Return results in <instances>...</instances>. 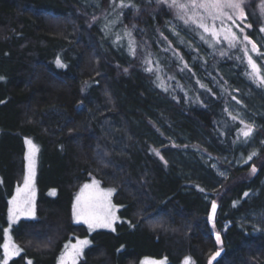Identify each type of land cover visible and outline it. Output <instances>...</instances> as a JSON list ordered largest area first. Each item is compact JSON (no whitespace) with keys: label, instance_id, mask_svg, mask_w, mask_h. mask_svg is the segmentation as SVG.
<instances>
[{"label":"trees","instance_id":"trees-1","mask_svg":"<svg viewBox=\"0 0 264 264\" xmlns=\"http://www.w3.org/2000/svg\"><path fill=\"white\" fill-rule=\"evenodd\" d=\"M154 6L0 0V245L24 137L39 147L36 218L12 229L22 251L9 264H57L68 241L85 237L78 264H209L217 250L213 264H264V85L253 80L244 46H210L168 12L148 11ZM247 14V35L258 32L264 49V21ZM247 47L264 73V51ZM241 120L254 126L247 141ZM92 177L114 189V231L73 222L76 191ZM31 236L39 248L28 247Z\"/></svg>","mask_w":264,"mask_h":264},{"label":"snow or ice","instance_id":"snow-or-ice-1","mask_svg":"<svg viewBox=\"0 0 264 264\" xmlns=\"http://www.w3.org/2000/svg\"><path fill=\"white\" fill-rule=\"evenodd\" d=\"M161 5H166L169 9H175L176 16L188 25H194L195 28L202 29L203 33L208 34L220 42V36L223 34L225 40L229 42V45L236 47L237 44H243L242 51L247 57V63L250 68V74L254 81H258L259 84L264 85V73L261 71V67L253 60L249 55V49L247 45H251V51L261 54L260 50L255 42L245 33V29L251 28L252 25L245 23L247 15L245 12V0H156ZM125 5L121 3V7ZM262 11H264V5H262ZM217 21L219 25H217ZM230 21L232 25H235L242 35L238 36L236 32L232 31V28L228 26L227 22ZM237 21L243 24V27L237 25ZM260 32L264 33V26L260 27ZM201 39H205V35L201 34ZM133 42L130 41V46ZM133 55L135 50L132 49ZM150 60H145V64H150ZM58 67H65L59 58L56 60ZM147 71L151 72V68H147ZM127 71V69H125ZM3 79V77H0ZM203 87V85H202ZM235 99V97H233ZM239 102V101H237ZM234 121L236 116L231 117ZM243 128L240 129V135L247 141L253 134L254 126L244 123ZM25 144L29 147V153L26 156L28 160L27 172L24 176L23 186H18L15 191V195L8 201V222L9 227L4 229V243L0 245L2 248L3 256L0 258V264H9V260L15 256H19L22 249L17 246L10 237L11 225L16 223L21 216H34V155L38 150L31 140H25ZM159 155V152L156 153ZM257 153L253 152L248 155L247 160H252ZM162 158V157H161ZM257 171L256 167L251 168L252 174ZM2 183V181H0ZM203 191V189H201ZM114 189L103 190L99 187V182L93 180L91 184H85L81 189L79 195L75 198L73 204V219L76 223H84L88 226V229L95 230L96 228H109L113 231L114 222L118 219L116 216V206L111 203V196ZM54 195L55 193H50ZM245 196L248 193L244 194ZM216 203L212 202L213 216L216 211ZM209 217V220L213 218ZM216 241L221 243L219 233L216 234ZM87 239L77 240L74 244L69 243L64 246V253L60 256L58 264H78V259L82 256L83 250L89 245ZM220 256V250H217L212 254L209 260V264H213V261ZM28 264H32L29 260ZM145 264H158L156 261H146ZM164 264V262H159ZM184 264H192L190 258H185Z\"/></svg>","mask_w":264,"mask_h":264},{"label":"rangeland","instance_id":"rangeland-1","mask_svg":"<svg viewBox=\"0 0 264 264\" xmlns=\"http://www.w3.org/2000/svg\"><path fill=\"white\" fill-rule=\"evenodd\" d=\"M154 3H155L154 8H150L148 11H155L156 9H157V10L161 9V10H163V11L168 12L171 16H173V17L179 19V18L176 16V14H175V12H176L175 9H169L166 5H161V4L157 3L156 0H154ZM262 5H264V0H245V12H246V15H247V20L245 21V23L251 24V23H250V20H249V17H248V14H247V10L252 11V16H253L255 19L260 20L261 22L264 21V11H262ZM154 9H155V10H154ZM113 16L115 17V15H113ZM112 18H113V17H112ZM179 20H180V19H179ZM236 23H237V25H239L240 27H243V24H241L240 21H237ZM179 24H180V25H183V26H185V27H187L188 29H189L190 27H191V28H192V27L195 28L194 25H188V26H186V25L183 23L182 20H180ZM227 24H228L229 27L232 28V31L236 32L237 35H238V36H241V39H242V35H241V33L239 32V29H238L235 25H232L230 21H228ZM217 25H219V22H218V21H217ZM168 27H172V25H171V24H168ZM168 27H167V28H168ZM195 29H197L198 32H199L200 34L205 35V39H204V40H205L210 46H215V45H218V44H223V45H226V46H228V47H232V46L229 45V42H228L227 40L224 39L223 34H221V36H220V42L217 43L216 40H215L214 38H212V37L209 36L208 34L203 33V30H202V29H198V28H195ZM251 29H252V27H251V28H247V29H245V33L248 34L249 31H251ZM254 35H255V37H254L253 42H255V43L257 44L259 50L264 51V49H263V47H262L263 42H262V38H261V36L259 35L258 32L255 33ZM142 41H144L143 45L146 46V43H147L146 40H142ZM240 45L244 46L243 44H240ZM247 46H248V45H247ZM249 47H251V45H249ZM137 55H138V58H140L141 55H143L142 51L139 52V53H137ZM140 59H141V58H140ZM170 138H172V139H170ZM26 139H27V140H31L32 143H33V144L36 146V148L38 149V150L35 152V155H34V184H33V187H34V192H35V196H34V210H35V215H34V216H21L20 219H19L16 223H14V224L11 225V228H10V237H11V240H12L17 246H18V244L14 241V239H13V237H12V229L14 228V226H16V225L18 224V222H20L21 220H32V219H35V218H36V206H37V205H36V201H37V187H36V181H37L38 164H39V147H38V145L36 144V142H35L31 137H24V140H23V141H24V145H25L24 170H23L22 175L20 176V179H19V181H18L17 187H18V186H20V187L23 186L24 176H25V174H26V172H27L28 160L26 159V156H27L28 153H29V147H28V145L25 144V140H26ZM167 139H168V140L163 141V143H165V142H167V141H168V142L170 141V142H172V143L175 145V147H180V148L182 147V149H184L185 146H181V144L177 143V142H176L177 139H175L174 137H167ZM167 144H168V143H167ZM167 144H166V145H167ZM173 144L170 143V145H173ZM155 152H156V153L159 152V149H157ZM180 153H182V155H183L184 157H187V158L191 159L190 157H191L192 155L190 154V152L188 153L186 150H182ZM192 157H193V156H192ZM211 166H212L213 171H214V172L216 173V175H218L219 177H226V176H227L228 171H227L225 168H223L222 166H220L217 162H212ZM93 180L99 182V187H100V189H103V190H109V189H112V188H109V187H106V186L102 185V184L100 183L99 180H97L96 178L92 177V178H90L87 182H85L84 184H82V185L77 189L76 194H75V198H76L77 195L80 194L81 189L83 188V186H84L85 184H91ZM17 187H16V188H17ZM15 191H16V189H15ZM15 191H14V194L12 195V197L15 195ZM53 192H54V190H51V191L49 192V194H50V193H53ZM54 193H55V192H54ZM50 195H51V194H50ZM112 195H113V194H112ZM51 196H53V195H51ZM12 197H11V198H12ZM11 198H10V199H11ZM10 199H9V200H10ZM9 200H8V201H9ZM74 203H75V199H74ZM74 203H73V204H74ZM111 203L113 204V202H112V196H111ZM113 205H114V204H113ZM115 206H116V205H115ZM8 209H9V204H8ZM118 209H119V207L116 206V209H115V210H116V216L118 217V219H117V220L114 222V224H113V228H114V229H115L116 224H117L118 222H120V219H119V216H118ZM72 218H73V209H72ZM73 222H74L75 224H81V225H84V226H86L87 229H88V226H87L86 224L82 223V222H81V223H76V222L74 221V219H73ZM7 223H8V224H7V226H6L4 229H6V228L9 227V222H8V210H7ZM88 230H89V229H88ZM97 230L113 231L112 229H109V228H96L95 230H91V232H93V231H97ZM89 231H90V230H89ZM3 235H4V232H3ZM31 237H32V236H31ZM32 238H33V237H32ZM33 239H34V238H33ZM84 239H87V240L90 242V240H89L88 238L85 237V238H78V239H76L75 241H68L66 244H69V243H73V244H74L77 240H84ZM34 240H35V241H29V243H28V247H29V248L37 247V242H39V241L36 240V239H34ZM3 243H4V240H3ZM26 246H27V241H26ZM64 246H65V245H64ZM89 246H90V243H89V245H88L87 247L84 248V250H83V254H82V256L78 259V262L84 258V256H85V252H86V250L88 249ZM37 248H39V246H38ZM41 248H43V247H41ZM63 253H64V248H63V250H62L60 256H61ZM60 256H59V258H60ZM15 257H16V256H15ZM13 258H14V257H13ZM59 258H58V260H59ZM187 258H188V257H187ZM11 259H12V258H11ZM11 259H10V260H11ZM10 260H9V261H10ZM184 260H185V259H183V261L181 262V264H184ZM146 261H156V262H158V264H159V262H164V264H167V259H166V258H162V259L143 258V259L141 260L140 264H145ZM191 261L193 262L192 259H191ZM57 264H58V261H57Z\"/></svg>","mask_w":264,"mask_h":264},{"label":"water","instance_id":"water-1","mask_svg":"<svg viewBox=\"0 0 264 264\" xmlns=\"http://www.w3.org/2000/svg\"><path fill=\"white\" fill-rule=\"evenodd\" d=\"M216 203V202H215ZM216 211H215V214H214V216H213V213H212V208H211V215L210 216H213V218H212V220H214L215 219V217H216V213H217V208H218V204L216 203Z\"/></svg>","mask_w":264,"mask_h":264}]
</instances>
